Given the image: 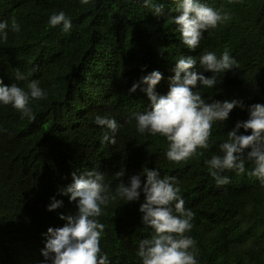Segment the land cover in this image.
Here are the masks:
<instances>
[{
  "label": "trees",
  "instance_id": "trees-1",
  "mask_svg": "<svg viewBox=\"0 0 264 264\" xmlns=\"http://www.w3.org/2000/svg\"><path fill=\"white\" fill-rule=\"evenodd\" d=\"M181 0H153L163 7L157 17L144 0H0V22L9 23L7 41L0 40V80L27 84L39 81L46 97L30 102L35 119L22 118L0 103V264H50L42 255L49 228L66 224L61 215H75L78 201L62 194L73 173L104 174L111 195L140 176L138 201L117 197L103 209L105 225L101 254L110 264H142L139 242L150 238L142 223L143 169L174 177L186 209L194 213L187 233L196 243L198 264H264V185L249 176L253 164L237 174L226 170L229 183L217 186L206 161L222 155L220 144L236 123L249 118L248 109L264 105V0H200L229 19L203 34L190 50L182 43L174 17ZM65 12L70 31L52 27L53 14ZM15 19L20 31H11ZM227 49L233 69L217 74L213 88L198 86L207 103L241 100L226 121L212 124L209 147L186 162L166 157L168 142L160 135L137 131L136 114L152 110L147 85L129 93L133 83L153 71L162 74L158 96L167 95L181 56L197 60L205 52L220 57ZM17 70L26 79H16ZM97 115L116 120V143H102L113 133L95 123ZM239 134L244 133L241 129ZM54 201L61 207L49 211Z\"/></svg>",
  "mask_w": 264,
  "mask_h": 264
},
{
  "label": "clouds",
  "instance_id": "clouds-1",
  "mask_svg": "<svg viewBox=\"0 0 264 264\" xmlns=\"http://www.w3.org/2000/svg\"><path fill=\"white\" fill-rule=\"evenodd\" d=\"M90 0H81V4L88 5ZM145 7H152L154 14H163V7L144 0ZM179 15L174 17L177 31L181 34L182 43L190 50L199 47L203 34L216 29L221 23L229 19L227 14L208 7L200 0H181L177 9ZM49 23L52 27L63 25V31H70L72 24L65 12L53 14ZM11 31L18 33L20 26L13 18ZM9 23L0 22V40L7 41ZM204 72L212 75L206 77L203 72L196 71L197 60L191 56H181L176 62L174 76L170 80L167 95L158 96L156 85L162 80L159 71H153L133 83L129 93L147 85L145 91L151 101L152 110L144 114H136L137 131L166 138L168 150L166 157L175 163L186 162L195 155L198 149H207L211 137L212 124L215 121H226L229 114L237 107L243 108L241 100H224L207 103L199 91L198 86L213 88L217 84V74L234 68L236 61L225 49L220 57L213 52H205L199 58ZM17 80L26 77L17 70ZM46 97V92L39 86V81L32 80L27 84V91L16 83L4 85L0 80V103L11 105L22 114L34 120L30 102ZM249 118L237 122L235 127L227 133V140L220 144L222 155H213L206 161L211 176L217 186L228 184L227 176L222 175L226 170L243 174L246 162L253 164L249 176L256 177L264 185V105L254 104L249 109ZM95 123L109 129L102 137V143L115 144V133L119 127L116 120L107 116L97 115ZM243 129L244 133L239 134ZM146 182L143 184L144 202L139 211L142 223L150 228V238L139 242L137 256L142 264H198L196 259L195 240L187 235L192 228L194 213L186 209L180 197V188L174 177L161 178L157 169H143ZM104 174L96 170L76 176L73 173V183L62 190L63 195L71 201H78V211L75 215H61L66 224L60 228H49L47 240L42 255L50 264H110L107 254H101L100 239L105 225L98 221L104 214L103 209L110 201L117 197L127 202L140 199V176H133L130 186L121 183L116 194L109 193V187L104 184ZM61 201H54L49 211L61 207Z\"/></svg>",
  "mask_w": 264,
  "mask_h": 264
}]
</instances>
